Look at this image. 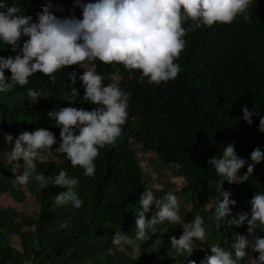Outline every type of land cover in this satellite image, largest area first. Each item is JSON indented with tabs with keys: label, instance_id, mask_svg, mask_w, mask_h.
Here are the masks:
<instances>
[{
	"label": "trees",
	"instance_id": "obj_1",
	"mask_svg": "<svg viewBox=\"0 0 264 264\" xmlns=\"http://www.w3.org/2000/svg\"><path fill=\"white\" fill-rule=\"evenodd\" d=\"M8 6L16 3L33 6L39 12L48 4L59 18H82L76 0H3ZM94 2V0H81ZM251 17L245 20L238 15L231 24L217 23L212 27L195 28L191 21L184 24L188 29L184 37L186 44L175 61L180 66L176 79L151 84L141 79L137 70H126L119 64H105L99 60L85 62L103 77L105 85L115 84L122 91L131 93L128 118L122 127V135L115 145L99 150L95 159V173L88 177L79 166L55 152L60 142V128L55 126L47 113L62 107H77L92 110L95 105L83 100L84 88L79 76L84 69L71 66L55 73L53 82L42 73L29 77L27 85H14L9 91L0 93V198L10 204H0V264H135L137 261L113 243V237L124 234L138 244L139 264H189L195 260L201 264L211 251L195 245L191 256L173 249L171 237L182 234V226L165 222L157 226V232L147 240L136 239L135 214L140 210L139 198L149 190L142 181L140 165L132 144H139L144 151H152L164 164L179 166L177 175L186 180L182 192L193 197L206 192L213 184H223L213 194L216 208L221 190L231 193L236 201L230 206L232 215L250 213V201L259 192L264 193V160L255 164L253 173L243 183L229 184L208 165L209 158L222 157L223 148L233 144L239 158L247 163L240 175L247 173V165L253 162L251 152L259 148L264 152V133L258 131L260 117L264 116V0H252L247 10ZM27 37L21 38V47ZM10 46L0 43V57L15 56ZM75 71L77 81L73 85L68 74ZM10 79L11 73L5 70ZM121 77L119 83L114 81ZM75 87L79 95H73ZM34 89L41 96L33 103L27 90ZM254 111L253 123L243 119L242 106ZM259 114V115H256ZM17 122H20L17 124ZM43 127L53 132L57 144L50 157L36 160L37 174L54 178L60 171L76 178L75 189L83 200L76 209L71 205H57L55 196L66 191L61 186L50 184L40 189L38 182L30 180L18 190L13 168L19 162L10 161L3 154V140L11 134L15 139L22 131H35ZM20 164V163H19ZM23 163L21 165V174ZM33 194L40 208L35 217H27L19 209L27 193ZM5 204V203H4ZM4 206V207H2ZM155 211L153 206L152 212ZM215 211V209H214ZM152 212L146 214L151 218ZM195 216L203 218V227L208 226V213L201 205H195ZM228 218L219 220L218 229L206 232L208 240L230 249L234 233L251 239L247 224L235 227ZM68 222V227L58 226ZM163 228H167L165 233ZM264 237V228L258 225L255 233ZM13 240L17 243L14 244ZM121 243L133 250V246ZM251 248H247L249 252ZM258 256V254H257ZM245 259L239 261L244 264Z\"/></svg>",
	"mask_w": 264,
	"mask_h": 264
},
{
	"label": "clouds",
	"instance_id": "obj_2",
	"mask_svg": "<svg viewBox=\"0 0 264 264\" xmlns=\"http://www.w3.org/2000/svg\"><path fill=\"white\" fill-rule=\"evenodd\" d=\"M82 11V18H59L48 3L37 13V22H32L29 15L19 14L15 6H8L0 0V43L10 46L17 54L0 57V93L9 91L14 85L24 86L29 77L42 73L53 82L55 73L71 66L84 69L79 80L84 88L83 100L95 105L92 110L77 107H62L47 113L55 126L60 128V142L55 152L66 158L73 167L83 169L85 176L95 173V159L99 150L115 145L122 135V127L128 118V101L131 93L122 91L115 84L105 85L103 77L85 62L99 60L105 64H119L126 70H137L141 79L147 78L151 84L159 85L177 78L180 66L175 61L185 48L184 39L188 29L184 24L191 21L192 26L212 27L213 25L231 24L238 15L245 20L251 19L247 10L252 0H94L81 2L76 0ZM27 37L21 47V38ZM10 71V79L5 76ZM74 85L77 81L75 71L68 74ZM73 95H79L72 87ZM27 96L36 103L41 94L28 89ZM243 119L251 125L254 111L247 105L242 106ZM259 115V114H256ZM258 131L264 133V116L260 117ZM11 143V135L6 137ZM57 144L53 132L40 127L35 131H22L15 139L10 159L23 161V172L16 176L20 185H27L30 180L38 182L40 189L52 185L61 186L66 191L55 196L57 205H71L79 209L83 200L75 191L78 180L60 171L54 178L37 174L36 160L44 151H52ZM252 164L247 165V173L240 175L246 161L239 158L233 144L223 148L222 157L208 159V165L215 168L217 175L229 184L243 183L253 173L255 164L264 160V152L259 148L250 154ZM20 167L17 163L13 172ZM223 185V184H222ZM221 185V189H222ZM215 208L217 220L228 218V224L240 227L247 224L252 237L234 233L230 249L211 245V255H207L201 264H239L248 256L251 248L258 256L255 264H264V237L255 235L258 225L264 228V193H257L250 201V213L232 215L230 206L236 201L230 199L229 191L221 190ZM140 210L135 214L136 239L147 240L150 234L157 232V226L165 222L182 226V234L177 239L171 237L173 249L186 256L193 254L194 241L204 242L206 238L204 220L197 215L185 223L179 215L180 203L172 192L158 196L153 190H144L139 198ZM153 206L155 211L152 212ZM152 212L151 218L146 214ZM60 229L68 227L64 221ZM167 232V228L162 229ZM127 235L117 233L113 243H129ZM189 264H196L190 260Z\"/></svg>",
	"mask_w": 264,
	"mask_h": 264
},
{
	"label": "rangeland",
	"instance_id": "obj_3",
	"mask_svg": "<svg viewBox=\"0 0 264 264\" xmlns=\"http://www.w3.org/2000/svg\"><path fill=\"white\" fill-rule=\"evenodd\" d=\"M14 6L20 10L19 14L29 15L32 17V22H37V13H39V11L36 10L33 6H22L19 5L18 3H16ZM120 80L121 77L119 76H116L114 78V81L116 83H119ZM18 123L20 122H17V124ZM8 135L11 134H6L2 142L4 146L3 154L4 156H6L8 160L13 161L10 159V155L14 146H10V143L6 140V137ZM132 148L136 154V158L140 165L142 181L149 190H153L158 196L163 195L164 193L167 192H172L173 194H175L180 203L179 215L181 216L182 221H184L185 223H189L194 219L195 214L193 213V209L195 205H201L202 207H204V209L207 212H209L207 216L208 226L204 227L206 229V232L210 233L218 229L219 220H217L215 216V211H214L215 205L213 202L214 201L213 194L216 193L219 189H221V185H222L221 183L213 184L210 190H207L206 192L201 191L199 192V194H197L194 197L192 195H186L182 192V189L186 186L187 183L183 177L177 175L179 172L178 165L172 164L168 166V164L162 163L155 152L144 151L139 146V144L133 143ZM49 157H50V151H44L41 153V156L37 158V160H44ZM18 162L20 163V167L14 173L15 176L21 174V165L23 161L20 160ZM17 188L18 190H20L24 188V185H20L18 183ZM26 193H27L26 200L24 201V204H22L19 207V209L23 211L27 217H31V216L35 217V215L38 213L40 208L39 202L33 194L29 193L28 190L26 191ZM2 197L8 198L9 201L11 199L9 195H4ZM9 201L7 200V202ZM4 203H5L4 200L0 198V204L6 206ZM8 205L15 206L14 204H8ZM13 243L16 244L17 242L13 240ZM130 244L133 246L132 251L124 247L122 244L119 245V248L126 251L132 258H134L137 261V263L135 264H139L141 260L138 253V244L136 243L135 240L131 241ZM215 244H216L215 240L213 239L208 240L207 236L204 242L194 241L195 246L207 251H210V246ZM256 257H257V253L253 252L252 249L249 250L248 256L244 258L245 259L244 264H255L254 258Z\"/></svg>",
	"mask_w": 264,
	"mask_h": 264
},
{
	"label": "crops",
	"instance_id": "obj_4",
	"mask_svg": "<svg viewBox=\"0 0 264 264\" xmlns=\"http://www.w3.org/2000/svg\"><path fill=\"white\" fill-rule=\"evenodd\" d=\"M8 204H10V202H5V205L8 206Z\"/></svg>",
	"mask_w": 264,
	"mask_h": 264
}]
</instances>
